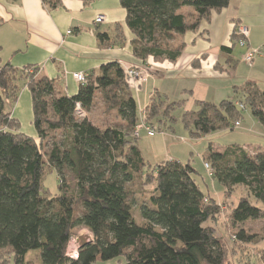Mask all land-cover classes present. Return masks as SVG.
<instances>
[{
	"label": "trees",
	"instance_id": "trees-1",
	"mask_svg": "<svg viewBox=\"0 0 264 264\" xmlns=\"http://www.w3.org/2000/svg\"><path fill=\"white\" fill-rule=\"evenodd\" d=\"M43 1L52 8L61 3ZM229 3L120 0L126 11L125 26L133 35L134 57L141 65L176 63L186 45L182 37L200 32L202 24L210 23ZM241 37L236 24L232 46L221 49L231 53ZM97 38L103 48L123 47L128 41L122 23L112 32L98 31ZM245 48L253 49L249 41ZM204 57L194 60V67H200ZM40 72L37 65L18 68L11 62L0 63V264L11 258L15 264H93L121 257L120 264H224L227 245L210 221L227 208L202 188L189 162L145 159L139 137L133 134L141 122L139 104L124 66L113 60L90 70L72 95L59 78ZM22 81L32 95L36 136L22 132L15 115ZM234 92L243 99L198 100V109L183 113L191 138L240 127L247 108L264 126L260 83L245 80ZM98 93L116 111L119 122L102 126L78 113V105L90 112ZM184 103L169 101L156 89L141 113L155 135L156 122H169L173 130L174 113ZM57 132H62L59 139ZM204 158L211 169L206 167L208 175L223 185L224 197L238 186L245 189L230 204L228 215L230 227L238 229L232 240L250 244L258 234L248 231L245 223L264 220V150L254 153L238 144L219 150L210 143ZM52 169L59 177L55 195L43 183ZM82 227L93 233V241L79 247L78 257L71 258L69 241ZM32 250H38L39 263L26 260Z\"/></svg>",
	"mask_w": 264,
	"mask_h": 264
},
{
	"label": "crops",
	"instance_id": "crops-1",
	"mask_svg": "<svg viewBox=\"0 0 264 264\" xmlns=\"http://www.w3.org/2000/svg\"><path fill=\"white\" fill-rule=\"evenodd\" d=\"M99 14H103L105 20L96 25L94 20ZM125 18L126 11L120 0H61L60 5L54 8L43 0H0V63L11 62L18 68L37 65L41 68L40 75L59 78L64 90L70 95L75 94L79 87L73 78L75 72L87 73L113 60H118L124 68L139 65L140 61L132 53L130 41L133 35L125 26ZM117 23L124 26L127 44L123 47H101L97 32H112ZM236 24H245L260 31L264 41V0H230L229 6L222 12L215 13L210 23L202 24L200 32H188L182 37L186 45L176 63H155L157 68H154L153 74H166L168 77L185 78L188 81L195 78L199 87H205L204 81L207 87L211 86L207 79L229 72L228 66L234 68L232 54L235 46L231 53L221 47L232 46L231 38ZM104 25L109 28L103 29ZM203 31L204 35H201ZM252 45L249 38V46L257 48ZM223 52L231 56L227 59V67L220 62ZM204 54L201 66L194 67L193 61ZM258 57L257 61L255 59L249 64L252 69L245 80H256L264 87V53ZM153 62L147 61L144 65L149 68ZM160 69L165 70L161 74L155 73ZM257 70H262V75L256 73ZM149 79L150 77L148 81ZM27 93L26 89L23 92L26 99ZM152 94L153 92L149 93V99ZM147 104L148 102L143 108ZM20 107L21 98L15 108L17 117H20ZM28 134L36 136L32 132ZM214 148L223 150L219 146ZM250 149L264 150V145L257 144ZM168 159L176 158L169 155ZM214 186L216 191H220L217 185Z\"/></svg>",
	"mask_w": 264,
	"mask_h": 264
},
{
	"label": "rangeland",
	"instance_id": "rangeland-1",
	"mask_svg": "<svg viewBox=\"0 0 264 264\" xmlns=\"http://www.w3.org/2000/svg\"><path fill=\"white\" fill-rule=\"evenodd\" d=\"M239 26L240 24H238V27ZM102 28L108 29L109 27L104 25ZM250 41L253 44V47H257L254 49H258L264 53V41L260 31L250 28ZM246 52L247 50L240 46L237 41L234 53L232 54V59L235 62L234 68L226 66L228 63L227 59L231 57L230 54L224 52L221 53L220 62L227 67L229 72H226L227 74L219 72L223 75H216L214 76V79H212V77H210L211 79H207L211 86L207 87L206 82L204 81L203 86H205L206 89L205 87H199V83H197L198 80L195 78L188 81V79L185 78L168 77L166 74L155 76V74H153L154 68H157L155 67L157 65L155 63H160L156 61L150 63L151 65L149 68H147L148 65L139 64V71L142 76H148L150 79L138 86L132 85V88L141 91H139L140 93H137L134 90L135 97H137L139 104V114L141 117L140 124L145 122V116L141 113L143 105L149 102V93L154 92L156 89L160 92V95L163 98H167L169 101L185 100L184 105L177 108L174 113L176 121L173 123V130L168 128L170 126L169 122H164L162 125L156 122L155 135L148 134L145 128H136L133 134L139 137V146L146 160L152 163H157L168 159L170 155L171 157H175L184 163L189 162L197 170V178L202 185V188L206 192L215 194L223 207L227 208L221 213L217 220L210 221V224L217 229L218 235L222 237L223 241L227 245L228 255L224 264H264V240H262V236L264 235V220H250L245 223V228L248 231L258 234V238L255 241L250 244H244L235 243L232 240L231 237L238 231V229L230 227L228 209H230V204L237 200V195L243 193L245 194L246 191L242 187L238 186L234 189L233 194H230L232 198L230 195L229 197H224L223 185L217 180L213 181L212 177L208 175L204 156L208 151L210 143H213L214 146H219L221 149H225L233 144L246 146L247 148H252L257 144L264 145V126L258 121V119H256L251 110L247 108L242 112L243 117L241 119L240 127H236L233 130L226 129L217 133L209 134L202 138L193 139L190 137L188 130L182 122V115L187 110L198 109V100H207L214 103H219L223 99H230L235 102L241 101L243 97L234 92V87L243 84L247 75H250L251 73L252 67H250L249 64H252L253 62L247 63L245 61L243 54L245 55ZM258 58L260 57L257 56L255 61H257ZM164 70L165 69H160L155 71V73L161 74ZM255 72L262 75V70H259V72L257 70ZM24 85L25 83L23 81L20 82L19 100L21 98V110L20 117H18L21 123L20 130L25 133H36V129L33 124L32 95L31 92L28 91L27 99L26 97H23V92L26 90ZM17 105L18 102L14 108H16ZM81 115H88L92 121L102 126L119 122V117L117 116L116 111L110 110L104 104L102 95L99 93L96 98V104L92 110L90 112H84ZM136 133L139 134L136 135ZM61 135L62 132H57L56 138L59 139ZM252 151L254 153L257 152L256 150ZM43 183L51 194H58L59 177L55 169L47 171L43 178ZM214 185H217V189L219 188L218 190L220 191H216L214 189ZM149 188L152 189L153 186H150ZM87 234L93 238V233L88 228H77L74 231L75 237ZM36 252H38V250L30 251L26 256V260H34L36 263H39V260H35ZM120 259L123 260L122 257L110 260L98 259L93 264H120ZM7 264H15L14 258H11Z\"/></svg>",
	"mask_w": 264,
	"mask_h": 264
},
{
	"label": "built area",
	"instance_id": "built-area-1",
	"mask_svg": "<svg viewBox=\"0 0 264 264\" xmlns=\"http://www.w3.org/2000/svg\"><path fill=\"white\" fill-rule=\"evenodd\" d=\"M105 16L103 14H99L96 16L94 23L100 24L104 22ZM238 33L242 36L239 45L242 47H245L248 45V41L250 38V27L245 24H240L238 27ZM261 54V51L258 49H249L246 54L244 55V59L248 63H252L257 56ZM126 69V76L128 83L132 86L143 84L148 80V76H142L139 65H129L125 67ZM87 73L86 72H75L73 73V78L77 83L84 82L86 80ZM138 83V84H137ZM243 107V106H241ZM78 113L81 115L84 112L81 110L80 106L78 105ZM236 125H239L237 122ZM145 128L148 130L149 134L154 135V131L145 123L142 122L140 125H138L137 129ZM139 133H136L138 135ZM206 167L210 169V165L206 164ZM78 250H79V244H78V237L73 236L71 240L69 241L68 248H67V255L71 258H77L78 257Z\"/></svg>",
	"mask_w": 264,
	"mask_h": 264
},
{
	"label": "water",
	"instance_id": "water-1",
	"mask_svg": "<svg viewBox=\"0 0 264 264\" xmlns=\"http://www.w3.org/2000/svg\"><path fill=\"white\" fill-rule=\"evenodd\" d=\"M92 241H93V238L88 234L78 237L79 247H83L84 245H86L87 243L92 242Z\"/></svg>",
	"mask_w": 264,
	"mask_h": 264
}]
</instances>
